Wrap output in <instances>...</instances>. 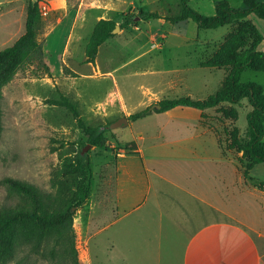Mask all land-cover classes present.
Instances as JSON below:
<instances>
[{
  "label": "rangeland",
  "instance_id": "1",
  "mask_svg": "<svg viewBox=\"0 0 264 264\" xmlns=\"http://www.w3.org/2000/svg\"><path fill=\"white\" fill-rule=\"evenodd\" d=\"M217 1L189 0V4L200 13L211 15ZM228 1L235 7L244 6L243 0ZM40 4L37 39L43 46V60L23 64L1 89L0 208L24 202L22 196L8 188L5 178L29 182L51 203L74 211L73 239L68 237L62 242L51 236L38 247L20 241L5 264H135L132 254L125 252V241L112 246L109 226L92 236L91 219L86 214L82 219L78 213L88 201L92 171L102 153L115 154L118 148L124 149L120 142L131 137L129 126L108 127L117 118L103 109L102 104H108L106 93L116 79L131 113L146 108L152 92L159 90L165 91L159 94L164 98L180 97L189 88L201 97L215 93L227 69L201 63L238 23L200 29L190 19L178 20L180 0H40ZM26 8L27 0H0V50L12 45L24 32ZM101 18L113 20L117 29L113 28L112 36L98 48L95 59L100 67L96 73L95 64L85 62V46ZM247 18L261 33L263 39L258 48L264 49V19L254 13ZM151 67L160 72H148ZM172 68L181 71L177 76L170 73L171 78L180 77L184 84L170 91L165 84L170 77L164 70ZM103 71L111 72L101 76ZM241 80L255 81L264 87V71L246 69ZM61 95L77 104L87 125L106 127L107 147L92 146L67 109L47 102ZM229 107L225 104L205 111L211 122L207 128L222 140L235 128L239 136L246 133V113L250 109L247 101L232 105L237 115L223 119L222 112ZM77 154L85 156L89 182L88 193L74 198ZM251 171L264 181V163L255 164ZM249 176L250 171L245 172L246 182ZM239 202L240 207L252 209V221L264 229V202L258 206L246 196Z\"/></svg>",
  "mask_w": 264,
  "mask_h": 264
},
{
  "label": "crops",
  "instance_id": "2",
  "mask_svg": "<svg viewBox=\"0 0 264 264\" xmlns=\"http://www.w3.org/2000/svg\"><path fill=\"white\" fill-rule=\"evenodd\" d=\"M93 64L97 73L96 59ZM164 71L170 91L184 84L170 75L177 76L180 69ZM187 90L178 96L205 98ZM163 92H152L146 107L164 98L159 96ZM106 99L103 109L113 119L131 114L116 79ZM203 113L178 105L128 119L124 126L131 137L117 140L125 152L102 153L92 171L88 201L78 212L91 219L92 236L109 226L112 246L125 241L135 264H264V229L252 221V209L239 202L246 196L261 206L264 181L250 171L246 182L235 158L223 155L214 133L204 127Z\"/></svg>",
  "mask_w": 264,
  "mask_h": 264
},
{
  "label": "trees",
  "instance_id": "3",
  "mask_svg": "<svg viewBox=\"0 0 264 264\" xmlns=\"http://www.w3.org/2000/svg\"><path fill=\"white\" fill-rule=\"evenodd\" d=\"M243 7H235L228 0L215 3L214 13L205 15L190 6L189 0H180V15L178 20H192L200 29H215L237 22V27L228 33L214 53L202 61L203 66L225 67L227 73L220 88L215 93L202 99L189 96L166 97L156 104L158 109L150 106L131 113L129 120H136L151 111L162 112L178 105H186L203 110V125L211 124L205 111L212 108L231 105L222 112L227 118L237 114L232 105L246 100L250 109L246 113V133L239 136L238 130H231L225 140L216 133L218 144L223 155L228 152L238 163L240 169L247 173L255 164L264 163V87L262 84L241 80V74L246 69L264 71V49H259L262 35L248 18L254 13L264 19L263 0H243ZM41 23L40 0H27L25 30L12 45L0 50V101L1 89L15 75L17 69L25 63L41 62L43 60V46L37 39ZM115 22L111 19H99L85 46V62L94 63L99 46L112 36ZM47 102L67 109L77 126L87 136L88 142L95 147L104 148L108 145L104 134L106 127L102 125H87L79 114L77 104L66 95ZM2 132V112L0 106V135ZM133 144H125L128 149ZM234 153H241L240 156ZM74 172L78 177L73 197L88 193L89 174L86 168L85 156L77 154ZM5 183L8 188L23 197L24 202L14 207L0 208V264H5L13 254L20 241L38 247L44 239L55 236L64 242L68 237L73 239L74 211L62 204L51 203L49 198L33 184L7 177ZM72 246L74 244L72 242ZM76 256L74 261L76 262Z\"/></svg>",
  "mask_w": 264,
  "mask_h": 264
},
{
  "label": "water",
  "instance_id": "4",
  "mask_svg": "<svg viewBox=\"0 0 264 264\" xmlns=\"http://www.w3.org/2000/svg\"><path fill=\"white\" fill-rule=\"evenodd\" d=\"M117 29V26L114 28V30ZM151 108H155V109H158L159 108V105L154 103L150 106ZM128 122V118L126 116H121L119 118H117L116 120L112 121L110 124H109V128H115V127H119V126H124L126 123Z\"/></svg>",
  "mask_w": 264,
  "mask_h": 264
},
{
  "label": "built area",
  "instance_id": "5",
  "mask_svg": "<svg viewBox=\"0 0 264 264\" xmlns=\"http://www.w3.org/2000/svg\"><path fill=\"white\" fill-rule=\"evenodd\" d=\"M124 152H125V150L123 148L122 149L121 148L120 149L118 148L117 151H116V155H121Z\"/></svg>",
  "mask_w": 264,
  "mask_h": 264
}]
</instances>
